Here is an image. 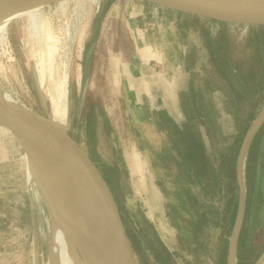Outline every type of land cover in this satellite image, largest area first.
<instances>
[{
  "label": "rangeland",
  "instance_id": "1",
  "mask_svg": "<svg viewBox=\"0 0 264 264\" xmlns=\"http://www.w3.org/2000/svg\"><path fill=\"white\" fill-rule=\"evenodd\" d=\"M106 3L100 0L97 10L95 0H68L61 6L54 2L43 10L46 29L39 36L26 28L27 17L12 15L7 54L0 44V89L24 107L53 119L52 95L67 72L66 131L86 149L112 190L137 264H218L232 235L221 240V232L212 226L200 235L203 246L197 256L184 251L187 244L183 245L178 230L182 223L172 218V207L184 215L183 172L172 142L158 129L152 114L164 111L176 124L203 133L186 116L184 101L189 100L193 84L213 126L215 159L227 168L249 111L237 91L240 86L212 69L209 49L221 45V54L236 63L257 91L264 80V35L262 40L254 36L248 45V31L243 28L219 27L165 12L157 15L153 7L131 0H114L107 9ZM220 30L218 44L215 38ZM43 62L46 82L41 88ZM263 107L264 103L251 127ZM0 130L5 133V140L0 137V264H65L64 249L54 252L51 213L38 187L28 182L23 145L12 132ZM210 174L217 176L215 168ZM209 188L211 193L217 191ZM197 194L194 189L191 195Z\"/></svg>",
  "mask_w": 264,
  "mask_h": 264
},
{
  "label": "trees",
  "instance_id": "2",
  "mask_svg": "<svg viewBox=\"0 0 264 264\" xmlns=\"http://www.w3.org/2000/svg\"><path fill=\"white\" fill-rule=\"evenodd\" d=\"M114 0H105L106 9ZM247 44H251L254 36L264 35V28L249 29ZM222 30L216 35V43L222 39ZM264 45V44H263ZM220 49H209L212 69L228 75L234 83L240 87L239 91L244 99V107L249 111L245 118V125L239 133L237 150L230 155L225 168L214 156L216 142L212 132V123L209 118L208 109L199 91H196L193 84L190 86V98L184 106L186 116L189 120L195 121L203 130V133L191 132L185 126H180L164 111L154 112L152 119L158 124V129L165 133L172 142V153L179 169L183 175L185 201H181L184 215L172 207L173 219H178L182 224L178 230L183 235L184 244L188 255L197 256L202 244L199 242L200 235L212 226L221 232V240L224 236L230 237L233 234L237 223L240 209V187L238 183V155L242 139L250 130L251 124L256 118L258 109L264 103V80L261 81L257 91L253 90L247 80L243 78L240 68L229 59L224 57L222 46ZM264 60V48H263ZM257 56H255L256 59ZM242 92H241V91ZM223 91V90H222ZM226 102L231 100L226 91H223ZM261 93L259 99L257 94ZM93 109V108H92ZM190 115V116H189ZM205 137V138H204ZM207 141V143H206ZM264 123L256 133L245 162L244 182L247 191L246 210L237 245V264H255L264 254ZM171 156V155H170ZM178 158V159H177ZM179 160V161H178ZM211 163V166L209 164ZM215 168L216 177L211 176V169ZM216 187L217 191L210 192L209 187ZM197 190L198 194L192 196V191ZM214 194V195H213ZM196 211V215L193 211ZM195 220V221H194ZM185 224V225H183ZM193 238V242L188 237ZM223 236V237H222ZM192 242V243H191ZM228 240L226 241V243ZM191 246L195 248L192 250ZM227 249H223L218 264H225Z\"/></svg>",
  "mask_w": 264,
  "mask_h": 264
},
{
  "label": "water",
  "instance_id": "3",
  "mask_svg": "<svg viewBox=\"0 0 264 264\" xmlns=\"http://www.w3.org/2000/svg\"><path fill=\"white\" fill-rule=\"evenodd\" d=\"M165 13L201 20L219 27L264 28V0H133ZM254 133L246 150L261 126ZM0 127L17 134L47 168L60 173L87 197L94 211L109 264H137L119 206L102 173L73 137L52 119L24 106L5 102L0 93ZM242 155V152H241ZM240 155V157H241ZM246 160V159H245ZM240 209L228 250V264H237V245L246 210V185L240 178Z\"/></svg>",
  "mask_w": 264,
  "mask_h": 264
},
{
  "label": "bare ground",
  "instance_id": "4",
  "mask_svg": "<svg viewBox=\"0 0 264 264\" xmlns=\"http://www.w3.org/2000/svg\"><path fill=\"white\" fill-rule=\"evenodd\" d=\"M67 1L68 0H0V44L5 49V54H7V50L9 48L8 28L12 15H14L15 13H19L21 19L23 16L27 17L28 27L26 28H28L32 36L33 34L34 36H39L41 34L40 32H43V30L46 29L42 16L45 7L51 5L54 2H57V4H60L61 6L64 5ZM46 37L44 35L45 39ZM39 38L40 37H38V39ZM48 38L50 42V33H48ZM38 41L39 40H37V42ZM50 44L49 46H47L50 47ZM53 46L51 45V48ZM58 47L59 46L57 45V48ZM51 48L47 54L51 53ZM42 49H40V51H42ZM39 53L41 54V52ZM47 56H49L50 60L52 59L50 55ZM50 60L48 63H50ZM42 67L43 68L41 70L39 69L41 88L45 86L46 82L44 62ZM51 68L50 70L52 71ZM69 85V75L67 72H65L62 82L59 86H57L55 90L56 95L53 97V94L51 100L54 105V118L52 120L65 130L67 129L66 122L69 116ZM0 93L5 102L23 106L14 98H12L7 91L0 89ZM263 119L264 107L262 108L260 114L258 115V118L249 130L241 151L242 155L240 157V178L242 180L244 178L246 150L254 133L259 128ZM13 135L22 143L25 151L24 159L27 162L28 182L38 187L40 196L51 213L50 215L54 225L53 241L55 254H57L58 252L62 253L63 248L65 264H109L103 243L102 233L100 231L96 215L88 204L87 197L80 191H78L75 187H73L60 173L47 168L35 155H33L29 151L28 147L17 134L13 133Z\"/></svg>",
  "mask_w": 264,
  "mask_h": 264
},
{
  "label": "crops",
  "instance_id": "5",
  "mask_svg": "<svg viewBox=\"0 0 264 264\" xmlns=\"http://www.w3.org/2000/svg\"><path fill=\"white\" fill-rule=\"evenodd\" d=\"M0 137H3L5 140V133L2 132L1 130H0ZM228 250H229V246H228ZM228 250H227V257H226L225 264H228ZM255 264H264V254L260 257V259Z\"/></svg>",
  "mask_w": 264,
  "mask_h": 264
},
{
  "label": "built area",
  "instance_id": "6",
  "mask_svg": "<svg viewBox=\"0 0 264 264\" xmlns=\"http://www.w3.org/2000/svg\"><path fill=\"white\" fill-rule=\"evenodd\" d=\"M131 1H133V0H131ZM96 2H97V5H96V9L97 10H99V8H100V0H96ZM154 10H155V12H156V14L158 15L159 13H162L163 11H161V10H159V9H156V8H154ZM246 32L248 31L247 29H244Z\"/></svg>",
  "mask_w": 264,
  "mask_h": 264
}]
</instances>
